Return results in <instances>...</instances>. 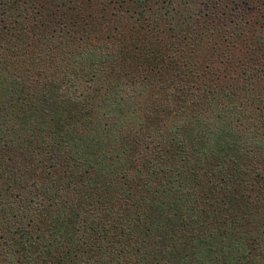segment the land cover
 I'll return each mask as SVG.
<instances>
[{
  "label": "trees",
  "instance_id": "trees-1",
  "mask_svg": "<svg viewBox=\"0 0 264 264\" xmlns=\"http://www.w3.org/2000/svg\"><path fill=\"white\" fill-rule=\"evenodd\" d=\"M200 5L0 0V264H264V29Z\"/></svg>",
  "mask_w": 264,
  "mask_h": 264
},
{
  "label": "rangeland",
  "instance_id": "rangeland-1",
  "mask_svg": "<svg viewBox=\"0 0 264 264\" xmlns=\"http://www.w3.org/2000/svg\"><path fill=\"white\" fill-rule=\"evenodd\" d=\"M199 1L201 2V0H199ZM205 3H207L208 5H210L212 7L211 8L209 6L210 7L209 10L205 11V9L208 7H206L205 5L199 6L201 12L205 13L207 15V17L204 18L206 25H209V24L211 25V24H213V21H214L212 18V13H214V11L211 12V9L212 10H219L220 13L225 14V15H230V13H234V9L236 8L237 9L236 11H239L240 13H248L249 12L250 14H255L257 16L254 19H258L259 24L256 25L255 27H253L255 29V32H256L255 34L253 33L254 36L258 34L260 27H263V29H264V11H263L264 10V0H207V1L205 0ZM247 19H252V16L249 15V17H247ZM251 21L254 22L255 20H251ZM216 23L217 22H214V24H216ZM250 32L252 33L254 31L251 30ZM249 38H252V40H255L254 37L250 36ZM210 41H211L210 43H206V38H204V41L202 40L200 43H198L197 41L191 42L189 40H186L185 44L187 45V47L192 46V47H188V48H191L190 52L194 53V54L190 55V57H191L190 59H191V61H195L197 63V67L199 64H200V67H202V65L205 62L210 63V60H212L211 62H214V63L215 62L219 63L220 61L223 62L224 56H222V54H226L229 50L232 49L231 47H233L231 44H228V42L226 43V42L220 41L219 44H217V41H212V39H210ZM252 52L253 51L251 50L249 52V54L246 56L240 55V59L245 58V60H247V61L254 60L256 54L252 53ZM185 56H186V54H185ZM235 57H239V56L235 54ZM174 93L175 92H172V94H170V96L168 98V102H169L170 98H172V100L175 99ZM162 104H160V106ZM160 106L158 108H156V110L153 111V113L154 114L156 113V115H157L156 119H158V118L164 119L165 117H168V120H169V118L172 117V115L170 113H171V109H172L173 105H170V103L163 104L165 110H164V108H160ZM180 107L181 106H179V108ZM154 114H152L151 116H154ZM185 117H186V113H182V114L180 113V115L177 118L180 121V120L184 119ZM151 119L154 120V117H152ZM171 119H172L171 121L173 122V118H171ZM163 123L165 124L164 121H163ZM152 124H155V122H152ZM165 125L162 124L161 126L164 127ZM168 125L170 126V124H168ZM82 175H85V173H83ZM89 175L90 174H86L85 176H89Z\"/></svg>",
  "mask_w": 264,
  "mask_h": 264
}]
</instances>
